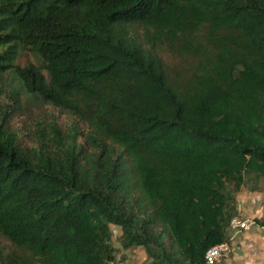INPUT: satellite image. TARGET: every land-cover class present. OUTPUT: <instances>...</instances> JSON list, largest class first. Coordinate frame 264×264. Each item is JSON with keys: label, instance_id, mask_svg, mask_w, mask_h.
Listing matches in <instances>:
<instances>
[{"label": "trees", "instance_id": "1", "mask_svg": "<svg viewBox=\"0 0 264 264\" xmlns=\"http://www.w3.org/2000/svg\"><path fill=\"white\" fill-rule=\"evenodd\" d=\"M263 190L264 0H0V264H207Z\"/></svg>", "mask_w": 264, "mask_h": 264}, {"label": "crops", "instance_id": "2", "mask_svg": "<svg viewBox=\"0 0 264 264\" xmlns=\"http://www.w3.org/2000/svg\"><path fill=\"white\" fill-rule=\"evenodd\" d=\"M238 211L254 225L233 234L231 251L219 264H264V190L240 194Z\"/></svg>", "mask_w": 264, "mask_h": 264}, {"label": "rangeland", "instance_id": "3", "mask_svg": "<svg viewBox=\"0 0 264 264\" xmlns=\"http://www.w3.org/2000/svg\"><path fill=\"white\" fill-rule=\"evenodd\" d=\"M30 63L40 65L41 60L38 56H35L33 53L25 52L20 55L17 61V64L21 66H25ZM60 120L61 122H67L69 121V118L67 117V115L62 114L60 115ZM111 228L114 229V226L113 227L111 226ZM116 229L117 228H115V234L118 233ZM115 240L116 238L114 239V244L118 245L117 241ZM0 243H5V242L0 238ZM125 254L126 257L124 260H121L122 256L119 254L117 257V261L113 264H150L148 253L144 248L134 247L128 251H125Z\"/></svg>", "mask_w": 264, "mask_h": 264}, {"label": "built area", "instance_id": "4", "mask_svg": "<svg viewBox=\"0 0 264 264\" xmlns=\"http://www.w3.org/2000/svg\"><path fill=\"white\" fill-rule=\"evenodd\" d=\"M254 225L252 221L242 219L241 217H234L231 221V237L233 234L240 231L250 230ZM231 251L230 243H222L210 248L205 256L207 264H218Z\"/></svg>", "mask_w": 264, "mask_h": 264}]
</instances>
